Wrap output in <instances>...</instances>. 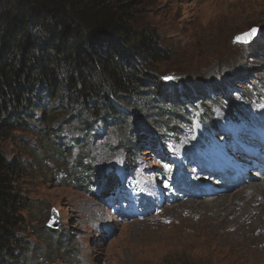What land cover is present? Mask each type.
I'll return each instance as SVG.
<instances>
[{"label": "rangeland", "instance_id": "374dc122", "mask_svg": "<svg viewBox=\"0 0 264 264\" xmlns=\"http://www.w3.org/2000/svg\"><path fill=\"white\" fill-rule=\"evenodd\" d=\"M137 2L136 27L156 31L163 48L171 52L169 60L157 66L161 80L172 85L174 94L181 84L192 88L204 83L201 92L171 96L169 101L184 103L186 108L199 103L200 111L211 116L223 105H210L209 100L223 92L226 98L238 97L234 103L243 105L231 112L238 118L259 112L264 106V0ZM254 29L256 35L243 42ZM252 45L255 53L249 51ZM229 80L223 91L210 87ZM246 97L248 104L243 102ZM137 111L138 126L143 127L131 143L136 147L128 154L127 146L111 136L93 155L90 164L95 172L110 178L100 180L94 197L67 175L76 151L65 149L67 136L59 135L66 131L44 127L16 131L3 141L10 162L21 167L17 188L29 203L24 211L28 225L19 232L26 264H264V180L254 189L247 187L218 200L186 202L133 222L121 220L99 201L107 183L129 182L137 187L159 179L163 171L166 150L155 146L161 144V137L151 135L152 127L142 118V110ZM185 116L181 111L172 121L180 122ZM228 118L231 114L219 113L212 119ZM194 120L182 122L193 130L171 128L175 134L167 139L174 145L169 149L181 150L200 140L206 128ZM257 187L261 190L254 193ZM51 221L59 239L47 227Z\"/></svg>", "mask_w": 264, "mask_h": 264}, {"label": "trees", "instance_id": "16d2710c", "mask_svg": "<svg viewBox=\"0 0 264 264\" xmlns=\"http://www.w3.org/2000/svg\"><path fill=\"white\" fill-rule=\"evenodd\" d=\"M137 4L0 0V264L28 261L19 232L28 225L24 211L29 203L17 188L21 167L10 162L3 141L16 131H66L59 135L67 136L65 149L72 153L80 148L67 175L91 195L87 183L92 184L95 171L84 162L94 140L96 144L114 130L129 154L143 127L138 126L137 110H143L142 118L155 132L164 131L176 115L186 112L184 103L167 98L204 89V83L192 88L181 84L174 94L172 85L161 80L157 66L171 52L156 31L136 27ZM254 48L249 46V51L255 53ZM231 82L210 87L223 91ZM221 96L210 101L218 103ZM228 99L225 107L231 112L235 100ZM50 231L60 238L56 230Z\"/></svg>", "mask_w": 264, "mask_h": 264}, {"label": "water", "instance_id": "95a60500", "mask_svg": "<svg viewBox=\"0 0 264 264\" xmlns=\"http://www.w3.org/2000/svg\"><path fill=\"white\" fill-rule=\"evenodd\" d=\"M254 30H255V29H254ZM251 35H256V30H255L254 32L252 31L250 34L246 35V37H245L242 41H243V42H249V41H250L249 38L252 37ZM240 40H241V39H240ZM242 41H241V42H242ZM251 41H253V40H251ZM51 225H54L53 222L50 224V226H51Z\"/></svg>", "mask_w": 264, "mask_h": 264}, {"label": "bare ground", "instance_id": "6f19581e", "mask_svg": "<svg viewBox=\"0 0 264 264\" xmlns=\"http://www.w3.org/2000/svg\"><path fill=\"white\" fill-rule=\"evenodd\" d=\"M135 166V165H134ZM252 189H254V186H253V188ZM257 190L256 191H259V190H261L260 188H256ZM243 191H245V190H243ZM239 193H242V194H244V192H239Z\"/></svg>", "mask_w": 264, "mask_h": 264}, {"label": "snow or ice", "instance_id": "6c2138e0", "mask_svg": "<svg viewBox=\"0 0 264 264\" xmlns=\"http://www.w3.org/2000/svg\"><path fill=\"white\" fill-rule=\"evenodd\" d=\"M255 30H253V32H254Z\"/></svg>", "mask_w": 264, "mask_h": 264}]
</instances>
